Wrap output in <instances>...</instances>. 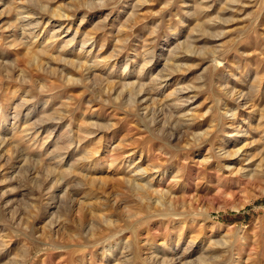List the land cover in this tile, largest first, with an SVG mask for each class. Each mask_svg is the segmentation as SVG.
<instances>
[{
  "label": "rangeland",
  "instance_id": "1",
  "mask_svg": "<svg viewBox=\"0 0 264 264\" xmlns=\"http://www.w3.org/2000/svg\"><path fill=\"white\" fill-rule=\"evenodd\" d=\"M0 264H264V0H0Z\"/></svg>",
  "mask_w": 264,
  "mask_h": 264
},
{
  "label": "bare ground",
  "instance_id": "2",
  "mask_svg": "<svg viewBox=\"0 0 264 264\" xmlns=\"http://www.w3.org/2000/svg\"><path fill=\"white\" fill-rule=\"evenodd\" d=\"M41 6H42V5H41ZM41 6H40V7H41ZM44 8H45V7H44ZM44 8H43V9H44ZM55 13H57V12H55ZM55 13H54V14H55ZM60 13H61V12H60ZM57 15H59V14H57ZM60 15H62V14H60ZM60 15H59V16H60ZM62 16H64V15H62ZM21 18H22V17H21ZM37 23H39V21H37ZM83 42H84V41H83ZM85 42H86V41H85ZM85 42H84V43H85ZM184 47H185V46H183V48H184ZM183 48H182V49H183ZM186 49H187V48H186ZM190 50H191V49H190ZM190 52H191V51H190ZM174 53H175V52H174ZM174 55H175V54H174ZM176 57H177V54H176ZM176 57H175V58H176ZM127 88H129L128 85H127ZM141 88H142V86H141ZM141 88H140V89H141ZM134 90H135V89H134V86H131L130 89H129V94H130L129 96H130V98H134V99H136L135 96H136L138 93L136 94V93L134 92ZM136 92H137V91H136ZM141 92H142V91H141ZM135 94H136V95H135ZM134 99H132V100H134ZM136 181H137V180H136ZM146 185H147V184L142 185L139 181H137V182L134 184V187L137 188V190L142 191V193H143V192L146 191V188H145V187H147ZM142 195H143V194H142ZM162 196H163V195H161V197H160V196L157 197V198H158L157 201H158L160 204H163V200H162L163 197H162ZM128 244H129V243H128Z\"/></svg>",
  "mask_w": 264,
  "mask_h": 264
}]
</instances>
